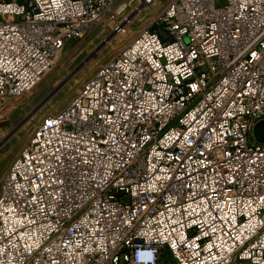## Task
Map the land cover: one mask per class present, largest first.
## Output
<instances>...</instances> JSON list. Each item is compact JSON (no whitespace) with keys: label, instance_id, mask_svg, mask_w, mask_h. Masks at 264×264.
Instances as JSON below:
<instances>
[{"label":"built area","instance_id":"1","mask_svg":"<svg viewBox=\"0 0 264 264\" xmlns=\"http://www.w3.org/2000/svg\"><path fill=\"white\" fill-rule=\"evenodd\" d=\"M116 2L0 0V98ZM261 120L264 0H167L12 160L0 264H264Z\"/></svg>","mask_w":264,"mask_h":264},{"label":"rangeland","instance_id":"2","mask_svg":"<svg viewBox=\"0 0 264 264\" xmlns=\"http://www.w3.org/2000/svg\"><path fill=\"white\" fill-rule=\"evenodd\" d=\"M166 1L117 0L87 33L66 42L52 67L30 91L0 98V181L35 126L65 107L93 71L146 26ZM126 17L131 18L124 21ZM119 24L121 30L114 31Z\"/></svg>","mask_w":264,"mask_h":264},{"label":"water","instance_id":"3","mask_svg":"<svg viewBox=\"0 0 264 264\" xmlns=\"http://www.w3.org/2000/svg\"><path fill=\"white\" fill-rule=\"evenodd\" d=\"M140 6L136 7V10H139ZM131 17H126V20L130 19ZM118 28H121V25H117V27L114 29V31ZM111 35L108 36L106 39H104V42L108 41L110 39ZM264 128V120L258 121L253 128V135L256 138V140L260 142H264V133L262 132V129Z\"/></svg>","mask_w":264,"mask_h":264},{"label":"bare ground","instance_id":"4","mask_svg":"<svg viewBox=\"0 0 264 264\" xmlns=\"http://www.w3.org/2000/svg\"><path fill=\"white\" fill-rule=\"evenodd\" d=\"M124 21H129V19H128V20H126V18H124Z\"/></svg>","mask_w":264,"mask_h":264}]
</instances>
